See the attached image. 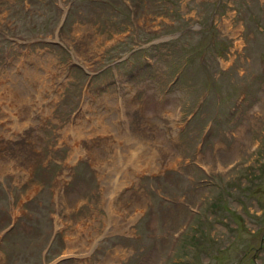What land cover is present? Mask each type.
<instances>
[{"label": "rangeland", "instance_id": "1", "mask_svg": "<svg viewBox=\"0 0 264 264\" xmlns=\"http://www.w3.org/2000/svg\"><path fill=\"white\" fill-rule=\"evenodd\" d=\"M96 2L0 0V264H264V0Z\"/></svg>", "mask_w": 264, "mask_h": 264}, {"label": "trees", "instance_id": "2", "mask_svg": "<svg viewBox=\"0 0 264 264\" xmlns=\"http://www.w3.org/2000/svg\"><path fill=\"white\" fill-rule=\"evenodd\" d=\"M88 5H97V6H99V5H107V3L105 2V0H97V2L96 3H89ZM164 44L165 43H158V44H155V45H149V46H147V47H144V48H142V49H140L139 51H137V52H135L134 54H132L130 57H129V60L131 59V58H134V57H138V58H142V59H144V60H146V59H148V58H151L152 57V55H151V50H152V48H154V50H157L158 49V46H164ZM149 47V49H147ZM131 51L129 50V52L128 53H130ZM138 55V56H137ZM118 58H121V57H117V59ZM126 60H128V59H126Z\"/></svg>", "mask_w": 264, "mask_h": 264}, {"label": "bare ground", "instance_id": "3", "mask_svg": "<svg viewBox=\"0 0 264 264\" xmlns=\"http://www.w3.org/2000/svg\"><path fill=\"white\" fill-rule=\"evenodd\" d=\"M136 137V136H135ZM137 141H139V140H137ZM138 143V142H137ZM142 148V147H141ZM126 150V149H125ZM142 160V159H141ZM135 163V162H134ZM103 168V167H102ZM118 181V180H117ZM123 183V182H122ZM124 185V184H123ZM115 191V190H114Z\"/></svg>", "mask_w": 264, "mask_h": 264}, {"label": "flooded vegetation", "instance_id": "4", "mask_svg": "<svg viewBox=\"0 0 264 264\" xmlns=\"http://www.w3.org/2000/svg\"><path fill=\"white\" fill-rule=\"evenodd\" d=\"M126 59V58H125Z\"/></svg>", "mask_w": 264, "mask_h": 264}]
</instances>
